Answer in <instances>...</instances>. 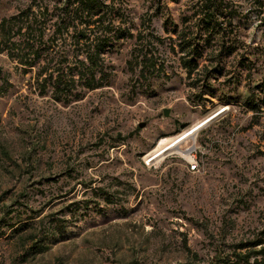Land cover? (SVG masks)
<instances>
[{"label":"rangeland","instance_id":"1","mask_svg":"<svg viewBox=\"0 0 264 264\" xmlns=\"http://www.w3.org/2000/svg\"><path fill=\"white\" fill-rule=\"evenodd\" d=\"M104 1L84 28L77 0H0V264H253L264 0H212L210 25L206 0Z\"/></svg>","mask_w":264,"mask_h":264},{"label":"trees","instance_id":"2","mask_svg":"<svg viewBox=\"0 0 264 264\" xmlns=\"http://www.w3.org/2000/svg\"><path fill=\"white\" fill-rule=\"evenodd\" d=\"M71 0H68V4L70 3ZM212 3V0H206L204 7L205 9L203 10V14L205 16L204 21L205 23L208 25H210V23L213 22L214 19L217 18L218 15V11H220V7L217 8H212V6L208 5ZM67 4V6H68ZM105 1L104 0H77V6L74 9V15L73 18H75L78 14V12H80L81 14L85 16H87V21L84 25V28H88V26L90 25V21L92 20V18L95 15H99V13H102L105 11ZM210 7V8H209ZM235 10H232L231 13H235ZM230 15V13H229ZM70 17V16H68ZM212 21V22H211ZM212 25V24H211ZM1 27L4 31V33H9L11 27H10V23L8 22L7 19H2L1 22ZM83 29V28H82ZM213 29V27L211 28ZM6 31V32H5ZM80 32V31H78ZM81 36H83V34L81 33ZM88 39L85 38L84 41ZM107 36H103L102 38H97L96 44L95 46H93L92 50L88 49L87 53H86V60L88 61L87 63V71H85V75L87 73V79L86 82L87 85L90 86H95L99 83V78H96L95 72H94V68L96 67L97 63H98V57L100 52L103 50L106 42H107ZM37 51V50H35ZM190 61H192L193 65L196 66L197 62L195 60L190 59ZM143 71H145L143 69ZM190 71V70H189ZM53 83L55 84L54 89L57 90L58 92H62L65 91L66 89H68L70 87V85H72V83H75V74H67V75H63V73H57V75L54 76V81ZM263 241L261 240H256V241H252L248 244L249 247H254L257 244H262L260 246V248L258 250H255L254 248H251L252 250H248V252L246 253V255L243 256V258H245L246 261H248L249 257L254 256L255 258L253 259V264H264V245H263ZM260 255V257H258Z\"/></svg>","mask_w":264,"mask_h":264},{"label":"bare ground","instance_id":"3","mask_svg":"<svg viewBox=\"0 0 264 264\" xmlns=\"http://www.w3.org/2000/svg\"><path fill=\"white\" fill-rule=\"evenodd\" d=\"M203 122H200V123H197L194 131H190L188 133H185L184 135L180 136V137H174V138H163L160 143H159V146L156 147L154 150H153V155L154 154H160L164 149L166 148H172V147H175L177 146V144L184 140L187 136L189 135H192L196 130H198L201 125H202ZM200 126V127H199ZM193 130V129H192ZM191 133V134H190ZM185 137V138H184ZM156 156V155H155Z\"/></svg>","mask_w":264,"mask_h":264},{"label":"built area","instance_id":"4","mask_svg":"<svg viewBox=\"0 0 264 264\" xmlns=\"http://www.w3.org/2000/svg\"><path fill=\"white\" fill-rule=\"evenodd\" d=\"M203 124L205 123L204 121H202ZM202 124V125H203ZM200 129V128H199ZM198 129V130H199ZM196 130L195 133L198 131ZM190 136V135H189ZM187 136V138L189 137ZM183 141V140H182ZM181 142V141H180ZM179 142V143H180ZM193 145V148H188L187 151H188V170L189 171H198L199 170V165H198V158H197V150H196V146L194 144ZM154 156V155H153ZM155 157V156H154ZM147 163V161H146Z\"/></svg>","mask_w":264,"mask_h":264},{"label":"water","instance_id":"5","mask_svg":"<svg viewBox=\"0 0 264 264\" xmlns=\"http://www.w3.org/2000/svg\"><path fill=\"white\" fill-rule=\"evenodd\" d=\"M168 108H165L164 110H163V114L165 115V116H167L168 115Z\"/></svg>","mask_w":264,"mask_h":264}]
</instances>
